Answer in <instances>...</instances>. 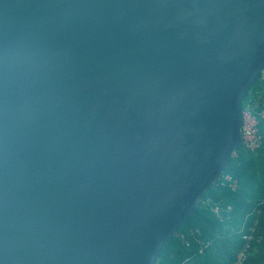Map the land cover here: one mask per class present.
I'll return each mask as SVG.
<instances>
[{
  "label": "water",
  "instance_id": "water-1",
  "mask_svg": "<svg viewBox=\"0 0 264 264\" xmlns=\"http://www.w3.org/2000/svg\"><path fill=\"white\" fill-rule=\"evenodd\" d=\"M263 70L264 0H0V264H156Z\"/></svg>",
  "mask_w": 264,
  "mask_h": 264
},
{
  "label": "trees",
  "instance_id": "trees-1",
  "mask_svg": "<svg viewBox=\"0 0 264 264\" xmlns=\"http://www.w3.org/2000/svg\"><path fill=\"white\" fill-rule=\"evenodd\" d=\"M259 84L245 99L255 110L264 108V79L261 77ZM260 134L262 149L251 155L241 147L225 172L237 181V190L216 186L202 198L188 223L179 231L199 229L209 246L201 254L195 243L186 247L175 236L164 245L156 264H233L257 210L261 214L256 236L261 240L253 243V253L244 264H264V122L260 124ZM214 207L218 208V214L212 211Z\"/></svg>",
  "mask_w": 264,
  "mask_h": 264
},
{
  "label": "built area",
  "instance_id": "built-area-1",
  "mask_svg": "<svg viewBox=\"0 0 264 264\" xmlns=\"http://www.w3.org/2000/svg\"><path fill=\"white\" fill-rule=\"evenodd\" d=\"M260 77L264 79V70L262 71ZM264 122V108L260 110H255L251 102L243 103L242 105V127H241V140L242 148L251 155H256L263 147V140L260 134V124ZM237 156V152L233 154L232 158ZM226 187L229 186L233 191H236L238 184L236 180L227 174H223L214 184V187ZM212 211L216 214L219 213L218 208H212ZM261 211L257 210L254 213V221L248 227V233L243 236L244 246L241 251L237 254L236 259L233 264H244L249 256L253 253V243L260 242V238L256 236V228L259 223L258 217ZM176 236L180 240L181 244L186 247L191 246V242L195 243L199 248V253L204 252V248L209 246L202 237V233L199 229H192L188 232L177 233Z\"/></svg>",
  "mask_w": 264,
  "mask_h": 264
},
{
  "label": "rangeland",
  "instance_id": "rangeland-1",
  "mask_svg": "<svg viewBox=\"0 0 264 264\" xmlns=\"http://www.w3.org/2000/svg\"><path fill=\"white\" fill-rule=\"evenodd\" d=\"M214 190H215V187L212 190H210V191H214Z\"/></svg>",
  "mask_w": 264,
  "mask_h": 264
},
{
  "label": "bare ground",
  "instance_id": "bare-ground-1",
  "mask_svg": "<svg viewBox=\"0 0 264 264\" xmlns=\"http://www.w3.org/2000/svg\"><path fill=\"white\" fill-rule=\"evenodd\" d=\"M260 85V84H259Z\"/></svg>",
  "mask_w": 264,
  "mask_h": 264
}]
</instances>
